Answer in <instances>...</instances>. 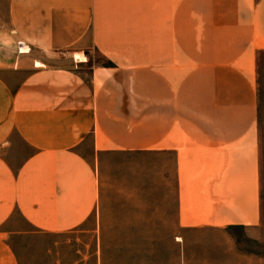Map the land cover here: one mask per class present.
I'll return each mask as SVG.
<instances>
[{
  "label": "crops",
  "instance_id": "0c3cea01",
  "mask_svg": "<svg viewBox=\"0 0 264 264\" xmlns=\"http://www.w3.org/2000/svg\"><path fill=\"white\" fill-rule=\"evenodd\" d=\"M114 1L107 64H92L75 54L96 40L97 0H6V24L0 0V264H20L13 239L101 232V161L119 153L175 154L182 225L259 224L264 0H179L154 55L128 50Z\"/></svg>",
  "mask_w": 264,
  "mask_h": 264
},
{
  "label": "rangeland",
  "instance_id": "374dc122",
  "mask_svg": "<svg viewBox=\"0 0 264 264\" xmlns=\"http://www.w3.org/2000/svg\"><path fill=\"white\" fill-rule=\"evenodd\" d=\"M178 1L124 0L116 21L123 27L127 46H136L128 50L165 54L171 45V12ZM115 2L97 0V37L92 49L75 54L78 61H85L88 53L92 64H107V35L114 24L107 28L106 8ZM3 21L7 23L6 0ZM21 50L27 53L30 48ZM256 67L260 140V218L256 228L218 223L182 225L178 220L175 154L167 153L156 160L119 153L101 161L102 180L115 190L114 204L108 207L104 201L101 232L80 230L13 239L20 264H264L263 50L257 53Z\"/></svg>",
  "mask_w": 264,
  "mask_h": 264
},
{
  "label": "built area",
  "instance_id": "2783aa9c",
  "mask_svg": "<svg viewBox=\"0 0 264 264\" xmlns=\"http://www.w3.org/2000/svg\"><path fill=\"white\" fill-rule=\"evenodd\" d=\"M20 51H21V49H20Z\"/></svg>",
  "mask_w": 264,
  "mask_h": 264
}]
</instances>
